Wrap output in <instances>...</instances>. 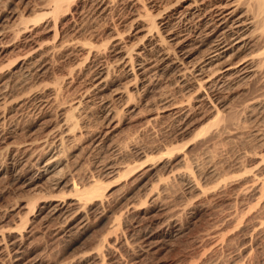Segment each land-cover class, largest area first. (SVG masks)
Masks as SVG:
<instances>
[{
	"label": "bare ground",
	"instance_id": "6f19581e",
	"mask_svg": "<svg viewBox=\"0 0 264 264\" xmlns=\"http://www.w3.org/2000/svg\"><path fill=\"white\" fill-rule=\"evenodd\" d=\"M20 1L23 7L6 5L8 12L0 15V264H105L103 251L118 241L124 216L143 214L147 219L166 215L172 230L179 231L178 213L192 202V196L212 194L239 179L244 181L234 184L231 194L238 197L253 190L254 202L239 212L234 204V210L226 215L231 227L224 232L217 230L213 243L227 242L231 231L242 226H247L251 235L264 231V210L253 216L264 206V174L255 173L264 165L262 126L253 128L260 150L241 156L251 163L232 161L233 170L240 173L206 186L194 172L199 160L194 154L197 147L202 150L211 139L231 141L239 135L234 128L239 111L258 124L264 118V0H169L155 12L147 6L130 20L128 31H134L136 41L129 44L122 42L123 31L112 33L101 44L88 38H64L63 32L79 29L77 19L85 8L92 7V16H101L117 3L133 0ZM40 32L51 34V41L39 40ZM61 49L80 55L78 66L93 62L94 72L79 99L63 97L64 82L72 70L45 80L50 56ZM114 71L124 81L112 89ZM162 78L170 79L172 92L152 104L150 94L153 96ZM131 86L134 91L128 89ZM142 92L146 110L151 111L146 122L157 126L166 123L170 139L149 147L132 145L131 152L125 153L127 145L112 143L122 112L111 107L109 97L123 99L122 108L139 114L141 107H134L133 98L134 93ZM88 95L102 101L98 106L100 128L90 138L91 146L120 159H109L99 175L84 177L79 173L81 164L71 168L68 155L81 150H69V146L79 145L89 130L85 131L83 119L80 121ZM57 101V113L45 114V108ZM32 112L39 113L37 130H27L24 138L17 139L21 119ZM131 138L127 144L134 140ZM209 169L210 176L218 172L214 165ZM174 179L185 183L189 197L181 208L172 209L162 204V193ZM119 185L126 190L115 196L112 187ZM10 186L17 192L4 201ZM91 214L107 224L92 246L69 258L60 254L54 261L41 259L32 247L35 233L43 229L60 239H70L66 249H71L88 232ZM161 236L158 230H148L138 247L151 251ZM136 241L123 238L122 242L134 250ZM115 264L120 263L116 260Z\"/></svg>",
	"mask_w": 264,
	"mask_h": 264
},
{
	"label": "rangeland",
	"instance_id": "374dc122",
	"mask_svg": "<svg viewBox=\"0 0 264 264\" xmlns=\"http://www.w3.org/2000/svg\"><path fill=\"white\" fill-rule=\"evenodd\" d=\"M10 1L13 3H11ZM168 1L169 0H133L130 4L117 3L113 6V9L110 10L111 12L109 11L107 14L101 16H92L94 10H92L93 8L89 6L90 8H85L83 10V12L85 13H82L81 16H79L77 19V25L79 29L76 30L73 28H66L63 32V36L64 38H88L92 39V41H94L96 44H101L112 33L123 31L124 34L122 42L124 44H129L131 42L134 43L136 41L135 33L134 31H128L129 28H131L130 20L132 19L133 15L139 12L140 10V12L144 11V7L147 6L150 7L151 12H155L156 10H158V8H161L162 5H165ZM6 5H9L10 7H23V3H21L20 0H0V15H5L8 12L6 11L8 9ZM37 35L36 36L39 40L51 41V34H45L43 32H40ZM104 55L108 56L110 55V53H104ZM50 57L51 58L49 59L50 63L48 67V74L45 77V80H52L54 77L62 76L63 74H66L72 70L70 75L71 77L66 79L67 81L64 82L65 86L63 87L62 91L64 92V94H62L65 95L63 96L64 98L66 97L65 99H67L68 97L67 100H75L76 98L79 99V96L83 95L82 93L89 82L88 80L91 77V73L94 72V67L92 68L93 62L90 61L78 66L77 62L81 56L77 53L75 54L74 51L71 52V49H61L55 51ZM120 77L121 76L118 75V72H112L114 84L112 86V89L116 86L118 87L124 81L123 78ZM157 83L158 85H156V88L154 89L156 92L154 91L153 96L152 94H150V98H152L150 99V103L152 104L156 103L160 96H165V94L168 95L167 93L171 94L172 92L171 85L168 84L170 83V79L167 80V78H162L158 80ZM128 89L134 91V88L132 86L128 87ZM134 94V107H136L137 110L141 107L140 111L138 112L139 114L131 113L129 111H126L127 108H122L123 99L121 100L114 96L109 97L111 107L115 109H120V111L122 112L120 115V124L118 123L119 127L114 132L116 135H113L112 143L127 145L128 147L126 146V149L128 150H126L125 153L131 152L134 146L149 147L155 142L163 144V142H167V139H170L169 137H167L168 131L165 130L167 129V127H165L166 123L159 122L158 126H160L161 128L160 130H158L159 127L156 125L157 123L153 124L146 122V118H148V115L151 113V111L146 110L143 101L145 99L143 92L140 94ZM86 99L89 100L84 103V112L82 111L83 114L81 113L82 117L80 121H82L83 119L82 124L84 123V125H86V128L83 125L84 130L87 131L89 129L90 131L88 130L85 133V136L83 135V138L79 141V145L76 144L74 147L69 146V150H75V148L77 150H81L76 151V155L72 157H70L71 154L68 155V160L70 162L71 168L74 166L75 163L81 164L79 173L80 176L82 175L84 177L90 174L99 175L102 172L101 166L104 164L105 161L109 159H120V156L118 155L112 154L108 151L101 152L91 146V142L93 139L92 135H94L95 130H98L100 128V123L98 120H100L101 118L99 112L100 107L98 106L102 101L99 98L97 99L92 97L91 99L89 95L88 97L86 96ZM56 105H59L58 101L53 102L50 106H47L45 108V110H47L45 114L50 113V115H55V113H57L56 109L58 110V107ZM55 107L56 109H54ZM36 113L37 112H32L31 114L28 113V115H25L21 119L20 130L16 135L17 139L24 138L23 134H25L27 130H37V124H39L41 121H39L40 119L38 120L39 113ZM31 115L34 118L31 117ZM237 115L239 116L237 117ZM237 115L235 116L234 120V128L237 133H239V135L237 134L238 137L236 135V138L234 137L230 139L231 141H226V139H223L222 137L211 139L205 144L206 147L209 146L205 149H207V151H209L210 153H206V150L204 149L205 145L202 146V150L200 148L201 146H199L194 151V154L199 155L197 166L194 167V172L197 173L195 175L199 180H201L200 182L206 186H211L215 184V182L221 177H229L234 174L240 173L239 171L241 170H237L236 168H234L233 170L232 161L234 159H238L239 161H241V163L249 165V163H251L249 161V158H241V156H243L244 152L246 151L260 150L257 139L254 136V129L256 128V125L260 127L262 126V128L264 129V118L262 119L263 121L260 120L258 124L257 120H247V117L244 118V116L246 115L241 111H239ZM161 124H164L163 128ZM129 137H132L131 139H134L133 141L135 142L131 141L127 144L126 142L130 139ZM132 145L134 146L132 147ZM209 161L212 162L210 163ZM210 164L214 165V167H216L218 171L215 176H210L209 174H207L209 172L208 170H210ZM217 167H219L220 169H218ZM255 173L264 174V165H260L258 169L255 170ZM239 180H235V182L230 181V183L228 182L229 186L228 184L225 185L226 187L228 186V189H226V187L224 186H221V190V188L218 187L215 191H213L216 193V196L214 195L215 193L213 194V192V195L209 193L206 196H192V202L186 207L184 211L178 213L179 215L176 219V223L177 225L179 224V231L172 230V226L167 222L168 219L166 218L168 217H166V215H159L158 217L147 219L146 217L148 216L143 214H139L138 216H136V218L134 215L131 214L124 216L120 226L119 234H117L118 241H116L112 245V247L105 248L103 251L105 255V264H115L116 260L117 263L120 264H190L191 262H195L196 264H264V231L258 233L256 232L257 234L252 233L251 235L248 232L249 228L247 226H242L231 231V233L229 234V240L227 242L222 244L213 243V239L216 238L215 235H217L220 230L226 231L232 225L231 220L226 217L227 213L233 211L235 207L237 208L236 210L239 212L243 207L245 208L248 203L253 204L254 202L253 197H255V195H252L254 193H252L253 190L245 191L244 194L238 196L242 199L235 197V194L234 196L233 194H231L233 193L232 188L234 189L235 187L234 184L237 185V183H241L244 181V179L240 181ZM119 187L120 185L112 187L111 191L113 192V195L119 196L125 192L126 187ZM225 190L227 192H225ZM15 192L17 191L13 186L8 187L7 192H5L4 194L3 200H10L11 196ZM228 193H230V195ZM188 197L189 196L186 193L185 183L180 181L179 179H174L172 180L171 185H169V187L162 193V204L165 207L168 206V208L172 209L181 208V206L187 201ZM233 200H237V203H234ZM238 200H240L241 202ZM234 204L235 207L233 206ZM262 207L264 208V206ZM262 207L259 210H257L256 208L257 213L253 212V216L261 215V211L264 210ZM167 223L169 226H167ZM106 228L107 224L104 223V221H100V218L97 215L91 214L88 219V232L71 249H66V245L68 244L70 239H60L51 235V233H48L49 231L47 232L43 229L35 233V236L32 240V247L36 249L37 253H39V257L41 259L44 258L43 260L45 261L47 259V261H54L60 254H62L63 257L66 256L67 258H69L74 254L80 252L83 248L87 246H92L95 243V239ZM152 229L160 231V233L162 234V236L160 237L161 241L158 243L155 249L151 251L145 249L143 251L140 250V247L138 246L141 244L138 242H141L142 235L145 232ZM123 238H126L131 242L133 240H137L134 250L125 248L122 242ZM72 264L94 263L89 261L78 263L75 261Z\"/></svg>",
	"mask_w": 264,
	"mask_h": 264
}]
</instances>
